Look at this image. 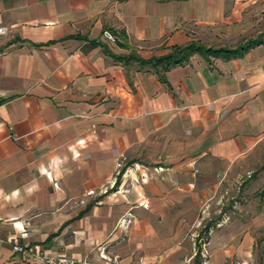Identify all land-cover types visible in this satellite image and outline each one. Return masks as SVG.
I'll return each instance as SVG.
<instances>
[{
	"label": "crops",
	"instance_id": "1",
	"mask_svg": "<svg viewBox=\"0 0 264 264\" xmlns=\"http://www.w3.org/2000/svg\"><path fill=\"white\" fill-rule=\"evenodd\" d=\"M256 13L264 0H0V264H40L15 246L182 264L188 226L224 201L212 256L264 264V33L199 36H243ZM259 38L166 73L118 60Z\"/></svg>",
	"mask_w": 264,
	"mask_h": 264
},
{
	"label": "rangeland",
	"instance_id": "2",
	"mask_svg": "<svg viewBox=\"0 0 264 264\" xmlns=\"http://www.w3.org/2000/svg\"><path fill=\"white\" fill-rule=\"evenodd\" d=\"M247 20L252 21L253 27L249 30H246V33L243 35L244 37L235 36L233 38L230 37L229 39H217L216 36L211 37L208 34L207 30L200 32L199 36L202 38L203 42L206 45H211L215 47H235L236 45L241 43V40L245 38H256L259 36L260 33H264V13L253 14L252 17L247 18L246 21ZM196 34L198 36V33ZM235 196L237 195L235 194ZM222 204L223 206L213 204V206L211 205L208 208L199 210L196 221L193 223V225L188 226L189 231L187 234H185L184 240H186L188 245L192 248V256L182 258V264H195L196 256L198 254L200 255V258H198L197 261H199L200 264H243L241 260L236 258H223L221 256H212L214 253L212 249L213 237L217 233L223 234V231L227 230L228 228V225L217 224L215 222V219H226L228 217L230 218L233 216L234 212V209H232V205H230V202L224 201ZM127 226L128 225H125V229L128 228ZM118 228L123 229L122 225H120V227L118 225ZM222 242L224 241H220V244ZM160 260L162 259H158L157 263H159Z\"/></svg>",
	"mask_w": 264,
	"mask_h": 264
},
{
	"label": "trees",
	"instance_id": "3",
	"mask_svg": "<svg viewBox=\"0 0 264 264\" xmlns=\"http://www.w3.org/2000/svg\"><path fill=\"white\" fill-rule=\"evenodd\" d=\"M262 38H264V36ZM124 40H125L124 35L119 36V42H118L119 47L125 48V45L121 43ZM259 41H260V38L255 39V40H249L247 43L241 44L235 49L207 48L199 42H192L185 46L172 48L170 53L163 58H155L150 61H144L142 59H139L135 55H130L128 57H119L118 60L126 64H130L133 62L138 63L140 67L142 68L151 67L156 71L161 69L163 72L166 73L173 68L185 65L186 63L190 61L191 57L194 56L195 54L204 56L207 60L208 58H211V57L224 58L227 60L242 58L251 48L256 46L259 43ZM92 45L93 47H97V46L102 47L107 55L115 58L111 54L109 49L102 43H94ZM160 79L162 82L165 81L163 76H161ZM263 170H264V167H263ZM262 197H264V192H263ZM199 256H200L199 254L196 256L195 264H200V262L197 261L198 258H200Z\"/></svg>",
	"mask_w": 264,
	"mask_h": 264
},
{
	"label": "built area",
	"instance_id": "4",
	"mask_svg": "<svg viewBox=\"0 0 264 264\" xmlns=\"http://www.w3.org/2000/svg\"><path fill=\"white\" fill-rule=\"evenodd\" d=\"M103 39L105 41H107L108 43H116V39L115 37L109 33V32H104L103 33ZM15 252L18 253H22L25 255H29L30 258L34 261V262H38L40 264H95L92 263L91 261H84V262H77L76 260L72 259V258H68V257H54V256H46V255H42L40 253H34L31 251H27L21 247L15 246L14 248ZM101 258L102 261H104L106 264L107 263H113V264H118V258L117 257H108L105 254H101Z\"/></svg>",
	"mask_w": 264,
	"mask_h": 264
}]
</instances>
